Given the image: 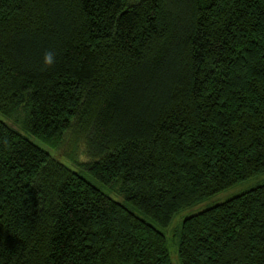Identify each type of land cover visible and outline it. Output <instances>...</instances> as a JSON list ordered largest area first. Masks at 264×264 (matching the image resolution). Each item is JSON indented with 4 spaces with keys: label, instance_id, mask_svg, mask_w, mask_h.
<instances>
[{
    "label": "trees",
    "instance_id": "1",
    "mask_svg": "<svg viewBox=\"0 0 264 264\" xmlns=\"http://www.w3.org/2000/svg\"><path fill=\"white\" fill-rule=\"evenodd\" d=\"M0 115V264H173L179 213L264 174V0H0ZM177 244L180 264H264V184Z\"/></svg>",
    "mask_w": 264,
    "mask_h": 264
},
{
    "label": "rangeland",
    "instance_id": "2",
    "mask_svg": "<svg viewBox=\"0 0 264 264\" xmlns=\"http://www.w3.org/2000/svg\"><path fill=\"white\" fill-rule=\"evenodd\" d=\"M27 112L25 110H20L18 114V122L17 125L22 129L23 133H26L25 128V117ZM6 118L0 115V119L8 121ZM26 135V134H25ZM30 139L39 145L41 148L46 150L52 156L59 158V160L66 165L71 170L79 173L82 177L87 179L89 182L94 184L95 186L99 187L103 192L110 195L113 199L124 203L126 206L128 205L125 201L124 197L120 193V186L115 185L114 187L106 186L100 183L91 172L88 170L89 164L93 160V158L86 156L84 153H81L77 149L72 148V145L68 148H64L62 151L60 150H53L49 148L46 144L40 141L38 138L32 135H28ZM264 184V174L253 177L247 181L239 183L234 187L216 195L213 198L208 199L207 201L191 208L187 209L181 213H179L174 221L172 222L171 226L167 230L168 235V243H169V250L171 254V259L173 264H180L179 256H178V244L177 241L179 240V229L182 222L189 216L199 213L205 209L214 207L220 203H223L235 196H238L250 189H253L259 185ZM129 207V206H128Z\"/></svg>",
    "mask_w": 264,
    "mask_h": 264
},
{
    "label": "clouds",
    "instance_id": "3",
    "mask_svg": "<svg viewBox=\"0 0 264 264\" xmlns=\"http://www.w3.org/2000/svg\"><path fill=\"white\" fill-rule=\"evenodd\" d=\"M56 63V54L52 51H47L43 57L44 69L52 67Z\"/></svg>",
    "mask_w": 264,
    "mask_h": 264
}]
</instances>
